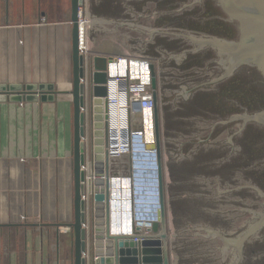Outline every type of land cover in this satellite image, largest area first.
I'll use <instances>...</instances> for the list:
<instances>
[{
  "label": "water",
  "instance_id": "water-1",
  "mask_svg": "<svg viewBox=\"0 0 264 264\" xmlns=\"http://www.w3.org/2000/svg\"><path fill=\"white\" fill-rule=\"evenodd\" d=\"M72 0L74 264H264V0ZM0 84V100L55 99Z\"/></svg>",
  "mask_w": 264,
  "mask_h": 264
},
{
  "label": "crops",
  "instance_id": "crops-1",
  "mask_svg": "<svg viewBox=\"0 0 264 264\" xmlns=\"http://www.w3.org/2000/svg\"><path fill=\"white\" fill-rule=\"evenodd\" d=\"M71 15L72 0H0V84L56 90L0 100V264H74Z\"/></svg>",
  "mask_w": 264,
  "mask_h": 264
},
{
  "label": "built area",
  "instance_id": "built-area-1",
  "mask_svg": "<svg viewBox=\"0 0 264 264\" xmlns=\"http://www.w3.org/2000/svg\"><path fill=\"white\" fill-rule=\"evenodd\" d=\"M79 48L80 52H82L86 57H87V40L85 43H82L81 40V23L86 24L87 28V23H86V18L83 17V8H80L79 12ZM87 34V31H86ZM86 116H87V121H86V136L84 138L85 142V164L82 166V168L85 171V194L84 198L87 203V223H86V229L88 232V250L86 252V257H87V264H91V232H90V179H89V127H88V98H87V104L85 108ZM23 220L26 219L25 216L22 217Z\"/></svg>",
  "mask_w": 264,
  "mask_h": 264
},
{
  "label": "bare ground",
  "instance_id": "bare-ground-1",
  "mask_svg": "<svg viewBox=\"0 0 264 264\" xmlns=\"http://www.w3.org/2000/svg\"><path fill=\"white\" fill-rule=\"evenodd\" d=\"M85 29H86V24L81 23V40H82V43H85V41H86Z\"/></svg>",
  "mask_w": 264,
  "mask_h": 264
},
{
  "label": "rangeland",
  "instance_id": "rangeland-1",
  "mask_svg": "<svg viewBox=\"0 0 264 264\" xmlns=\"http://www.w3.org/2000/svg\"><path fill=\"white\" fill-rule=\"evenodd\" d=\"M82 8H83V17L86 18V0L84 3V6ZM86 31H87V28L85 29V33H86ZM86 40H87V34H86Z\"/></svg>",
  "mask_w": 264,
  "mask_h": 264
},
{
  "label": "flooded vegetation",
  "instance_id": "flooded-vegetation-1",
  "mask_svg": "<svg viewBox=\"0 0 264 264\" xmlns=\"http://www.w3.org/2000/svg\"><path fill=\"white\" fill-rule=\"evenodd\" d=\"M86 121H87V116H86Z\"/></svg>",
  "mask_w": 264,
  "mask_h": 264
}]
</instances>
